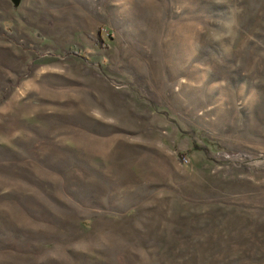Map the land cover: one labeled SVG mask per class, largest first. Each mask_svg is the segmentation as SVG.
Instances as JSON below:
<instances>
[{
  "label": "rangeland",
  "instance_id": "374dc122",
  "mask_svg": "<svg viewBox=\"0 0 264 264\" xmlns=\"http://www.w3.org/2000/svg\"><path fill=\"white\" fill-rule=\"evenodd\" d=\"M0 264H264V0H0Z\"/></svg>",
  "mask_w": 264,
  "mask_h": 264
},
{
  "label": "trees",
  "instance_id": "16d2710c",
  "mask_svg": "<svg viewBox=\"0 0 264 264\" xmlns=\"http://www.w3.org/2000/svg\"><path fill=\"white\" fill-rule=\"evenodd\" d=\"M99 37L101 38V35H100ZM80 57L86 59V56H84V55H80ZM193 148H194L195 150L202 151V152H204L205 154L208 152V148H207V146L200 147V146H198V145H196V144H193Z\"/></svg>",
  "mask_w": 264,
  "mask_h": 264
}]
</instances>
